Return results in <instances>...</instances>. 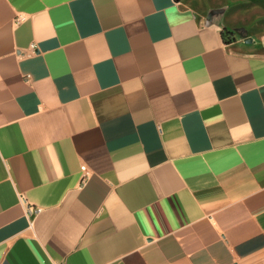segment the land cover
<instances>
[{
  "label": "crops",
  "instance_id": "crops-1",
  "mask_svg": "<svg viewBox=\"0 0 264 264\" xmlns=\"http://www.w3.org/2000/svg\"><path fill=\"white\" fill-rule=\"evenodd\" d=\"M211 2L0 0V264H264V54Z\"/></svg>",
  "mask_w": 264,
  "mask_h": 264
},
{
  "label": "rangeland",
  "instance_id": "rangeland-1",
  "mask_svg": "<svg viewBox=\"0 0 264 264\" xmlns=\"http://www.w3.org/2000/svg\"><path fill=\"white\" fill-rule=\"evenodd\" d=\"M186 1L198 7H206L209 4H227L226 2L212 3L211 0ZM231 1L235 3V9H233V14H231L232 24L244 26L245 31L240 36L244 38L247 36L252 37L256 52L264 54V0Z\"/></svg>",
  "mask_w": 264,
  "mask_h": 264
},
{
  "label": "built area",
  "instance_id": "built-area-1",
  "mask_svg": "<svg viewBox=\"0 0 264 264\" xmlns=\"http://www.w3.org/2000/svg\"><path fill=\"white\" fill-rule=\"evenodd\" d=\"M83 170H84V177L82 178V179H84L85 180V177H86V175H87V167H86V165H83Z\"/></svg>",
  "mask_w": 264,
  "mask_h": 264
},
{
  "label": "trees",
  "instance_id": "trees-1",
  "mask_svg": "<svg viewBox=\"0 0 264 264\" xmlns=\"http://www.w3.org/2000/svg\"><path fill=\"white\" fill-rule=\"evenodd\" d=\"M240 30V29H239ZM226 31V30H225ZM241 31V30H240ZM227 32H229V34H230V32H232V31H230V30H228ZM224 35H226L225 33H224ZM226 38H227V36H226Z\"/></svg>",
  "mask_w": 264,
  "mask_h": 264
},
{
  "label": "water",
  "instance_id": "water-1",
  "mask_svg": "<svg viewBox=\"0 0 264 264\" xmlns=\"http://www.w3.org/2000/svg\"><path fill=\"white\" fill-rule=\"evenodd\" d=\"M251 40H252V38H251V37L247 38V41H251Z\"/></svg>",
  "mask_w": 264,
  "mask_h": 264
}]
</instances>
